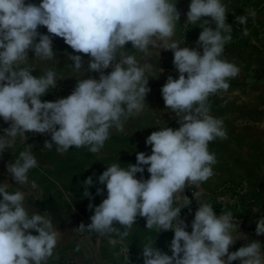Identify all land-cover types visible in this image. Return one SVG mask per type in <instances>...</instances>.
I'll use <instances>...</instances> for the list:
<instances>
[{
    "label": "clouds",
    "instance_id": "clouds-1",
    "mask_svg": "<svg viewBox=\"0 0 264 264\" xmlns=\"http://www.w3.org/2000/svg\"><path fill=\"white\" fill-rule=\"evenodd\" d=\"M186 15L194 25L202 21L196 42L202 53L168 42L180 16L170 0H40L39 5L0 0V118L10 122L0 135V155L14 146L17 137L24 143L30 132L51 134V142H44L45 149L55 145L57 152L64 153L72 146L88 147L98 153L109 138V130L115 127L122 132L123 120L143 109L150 92L145 68L134 56H118V51L123 53L129 42L142 52L150 45L171 50L179 76H169L161 92L165 107L175 114L180 127L165 126L152 132L146 139L151 155L137 152L136 164L108 166L98 177L106 186L107 197L95 206L91 223H81L76 229L101 235L117 233L123 239L129 232L119 233L114 225L131 229L140 216L146 219L147 229L157 226L159 231L174 232L172 255L147 244L142 248L143 264H233L237 260L240 264H264L259 241L229 252L238 240L233 236L236 225L231 212L217 216L210 204H200L189 233L180 213L192 200L185 198L182 207H173L175 194L182 193L186 184L198 186L213 175L216 158L208 144L227 136L223 122L209 114L207 101L209 96L227 91V81L240 72L234 63L220 58L232 31L221 0H191ZM247 18L236 17L240 24ZM38 26H45L52 35L38 33ZM243 34L247 36V30ZM52 36L63 38L75 52L88 54L87 69L99 72L100 77L79 79L66 98L42 102L49 87H56L55 71L35 77L32 69L19 65L27 61L29 49L42 60L53 59ZM69 59L76 70L84 67L80 55H70ZM109 67L112 71L105 75ZM36 166L32 146L27 145L7 165V173L23 185L28 182L29 170ZM144 166H148L150 178L137 179ZM92 185L89 176L83 195L90 199L87 188ZM9 187L7 182L0 184V264H46L59 233L51 219L30 215L24 206V193L9 192ZM102 192L97 189L98 195ZM193 198L198 199L199 193H193ZM256 234H264V219L256 221Z\"/></svg>",
    "mask_w": 264,
    "mask_h": 264
},
{
    "label": "rangeland",
    "instance_id": "rangeland-1",
    "mask_svg": "<svg viewBox=\"0 0 264 264\" xmlns=\"http://www.w3.org/2000/svg\"><path fill=\"white\" fill-rule=\"evenodd\" d=\"M221 2L226 6V23L231 25L232 31L231 40L224 45L220 58L224 59L227 47L235 43H240L243 49L255 47L257 54L264 53V0H221ZM26 3L39 5L40 0H26ZM170 3L176 5L180 16L179 21L176 22L174 35L168 42H176L181 48H195L202 53L203 49L196 43L202 31L199 27L202 21L195 25L187 21L186 14L191 0H170ZM253 12L255 15H250ZM242 15L248 17L245 24H240L236 19ZM210 26L215 28L214 24ZM245 30L248 32L247 36L243 34ZM37 31L40 34L52 35L47 32L45 26H38ZM35 42H39V37ZM52 48L53 59L42 60L35 57L34 51L29 49L27 61L19 65V68L32 69L31 74L35 77L44 75L50 69L55 71L56 87H49L48 92L41 97L42 102H54L66 98L74 91L79 79H99V72H90L87 69L91 60L88 54L75 52L61 37L52 36ZM121 54L134 56L139 65L145 68L150 92L140 112H134L126 120L122 118L124 127L122 132L117 131L115 127L109 130V138L98 153L90 152L88 147L72 146L64 153L57 152L55 145L51 150L45 149L44 142L46 140L51 142V134L30 132L27 133L28 138L24 143L20 137H17L14 146L6 148L0 155V171L6 175L13 192L24 193V203L28 212L51 219L54 230L59 233L58 244L53 250L54 256L51 257L53 264H115L113 233L101 235L95 231L79 232L76 228L81 223L85 226L90 224L95 206L107 197L106 186L98 181L99 175L115 163H119L121 167L135 164L136 156L133 150L141 137L150 136L152 132L167 126L168 120L176 119L171 109L165 107L161 92L169 76L173 79L179 76L173 64L174 53L151 45L147 52H142L133 48L129 42L124 46L123 53L118 51L117 55ZM70 55H80L84 67L76 70L73 66L74 62L69 59ZM116 62H119V57ZM111 71L112 68L109 67L104 70V74L107 75ZM9 126L10 122L6 123L0 118V135H3V129ZM261 130L264 132V126ZM27 145L32 146V154L37 159V166L29 170L28 182L20 185L13 181L10 173H7V165L13 163ZM89 176L93 179V185L87 188L91 193V199L83 195L84 181ZM98 188L103 189L102 194H97ZM42 202L44 205H40ZM90 203L93 205L91 209ZM122 228L124 231L125 227ZM139 228L138 237L141 238L144 230L142 226ZM134 245L135 259L139 260L137 256L142 253V247L139 242ZM118 247V251L122 250L121 256L118 255L116 260L124 263L129 259V252L125 250L123 244Z\"/></svg>",
    "mask_w": 264,
    "mask_h": 264
},
{
    "label": "crops",
    "instance_id": "crops-1",
    "mask_svg": "<svg viewBox=\"0 0 264 264\" xmlns=\"http://www.w3.org/2000/svg\"><path fill=\"white\" fill-rule=\"evenodd\" d=\"M224 59L238 66L240 72L235 78L227 81L230 84L227 91L221 90L209 96L207 103L210 108L209 114L223 122L227 138H216L208 144L209 151L215 154L216 163L212 165L213 175L198 186L194 185L195 193H199V198L188 196L185 186L182 193L175 194L173 207H182L185 198L192 200L188 207L181 210L180 215L189 233L192 231L191 224L200 204H210L217 216L231 212L233 223L236 225L233 236L238 240L229 247V252L237 251L252 241H259L264 251V234H256L257 219L254 218L264 209V132L261 130L264 126V86L254 84L249 79L251 73L264 67V53L257 54L255 47L243 49L240 43H235L227 47ZM167 127L178 129L180 124L177 118L168 120ZM146 139V136H142L136 143L133 150L135 156L137 152L151 155L152 149L146 144ZM144 167L145 171L136 175L137 179L141 176L143 179L150 178V173L147 172L148 166ZM5 182L9 183L6 175L0 171V184ZM8 191H14L11 184ZM24 206L27 208L25 203ZM29 214L31 215L30 212ZM139 218L137 216L131 229H124L129 232L127 237L121 239L120 235L113 233L115 264H143L142 253L137 256L139 260L134 256L136 247L133 248V245L138 242L142 248L151 244L169 256L172 255L170 243L174 232L159 231L157 226L147 229L146 219ZM141 226L144 234L139 238ZM114 227L119 233L124 232L122 225L115 224ZM32 234L38 235L35 231H32ZM122 244L129 252V259L124 263L116 260L118 255L121 256L122 249L118 251V246ZM51 257L46 264H53ZM233 264H240V261H233Z\"/></svg>",
    "mask_w": 264,
    "mask_h": 264
},
{
    "label": "trees",
    "instance_id": "trees-1",
    "mask_svg": "<svg viewBox=\"0 0 264 264\" xmlns=\"http://www.w3.org/2000/svg\"><path fill=\"white\" fill-rule=\"evenodd\" d=\"M249 79L253 81L254 84H260L261 86H264V67H262L257 72L251 73L249 75ZM40 205H44V202L40 203ZM254 218L257 220L264 219V209H262L261 213L256 214Z\"/></svg>",
    "mask_w": 264,
    "mask_h": 264
},
{
    "label": "built area",
    "instance_id": "built-area-1",
    "mask_svg": "<svg viewBox=\"0 0 264 264\" xmlns=\"http://www.w3.org/2000/svg\"><path fill=\"white\" fill-rule=\"evenodd\" d=\"M136 162H135V164H136ZM138 174H140V173H138ZM186 193L188 196L193 197V193H195V189H194L193 184H187L186 185ZM180 215H181V213H180Z\"/></svg>",
    "mask_w": 264,
    "mask_h": 264
}]
</instances>
